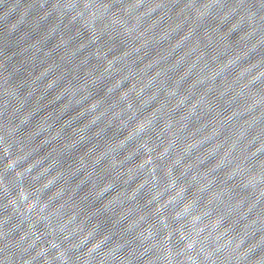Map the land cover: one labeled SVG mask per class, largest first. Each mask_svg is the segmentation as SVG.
<instances>
[{"label": "water", "instance_id": "95a60500", "mask_svg": "<svg viewBox=\"0 0 264 264\" xmlns=\"http://www.w3.org/2000/svg\"><path fill=\"white\" fill-rule=\"evenodd\" d=\"M0 264H264V0H0Z\"/></svg>", "mask_w": 264, "mask_h": 264}]
</instances>
